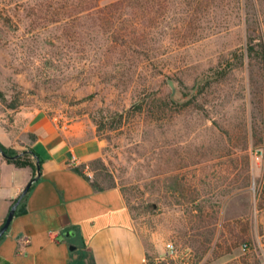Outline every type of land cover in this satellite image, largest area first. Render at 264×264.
<instances>
[{
	"label": "rangeland",
	"instance_id": "rangeland-1",
	"mask_svg": "<svg viewBox=\"0 0 264 264\" xmlns=\"http://www.w3.org/2000/svg\"><path fill=\"white\" fill-rule=\"evenodd\" d=\"M241 1L240 13L226 5L191 27L160 25L147 49L103 57L107 35L69 17L70 0H0L1 122L22 142L16 114L45 109L100 138L87 171L121 189L150 264H264V65L231 67L250 34L244 18L264 33V0ZM188 32L195 39L180 42ZM196 206L217 223L197 228ZM236 220L249 238L226 254Z\"/></svg>",
	"mask_w": 264,
	"mask_h": 264
},
{
	"label": "crops",
	"instance_id": "crops-1",
	"mask_svg": "<svg viewBox=\"0 0 264 264\" xmlns=\"http://www.w3.org/2000/svg\"><path fill=\"white\" fill-rule=\"evenodd\" d=\"M16 115L18 134L32 138L17 141L0 120V142L18 152L33 149L40 176L0 237V264H150L121 189L92 184L87 167L100 156L101 139L45 109ZM34 174L0 155V225Z\"/></svg>",
	"mask_w": 264,
	"mask_h": 264
},
{
	"label": "trees",
	"instance_id": "trees-1",
	"mask_svg": "<svg viewBox=\"0 0 264 264\" xmlns=\"http://www.w3.org/2000/svg\"><path fill=\"white\" fill-rule=\"evenodd\" d=\"M99 2L100 0H70L63 9L71 18H91L93 22L89 25L90 30L97 28L103 35H107L97 48L100 50L103 57H107L106 54L112 52L119 53L123 50H131L134 52L138 46L142 50H145V48L147 49V47H144L146 40L149 38L152 30L157 29L160 25H163L167 29L171 28L172 25L174 27L180 25L191 27L195 25V22L204 19L205 16L215 9H226V5H233L232 7L235 5V9L240 13L243 7L241 0H113L103 6H100ZM244 19L248 26H250V34L242 50L239 53L232 52V58L235 60V64L231 65V67L233 66L232 69L242 67L248 61H255L256 64L259 63L260 65H264V33L261 30L253 29L252 25L254 24L251 22V19ZM194 36L195 34L188 32L182 34L179 41L184 43L186 40L190 41L191 39H195ZM171 102L176 105L177 100L171 98ZM9 107L15 108L16 105L11 103ZM28 137L31 139L32 135ZM0 147L8 156L18 153L16 149L6 147L1 142ZM246 148L247 142L244 143L241 150ZM25 149L28 152L17 158L5 159L14 162L18 166L30 165L35 173V162L38 159L40 163L41 160L33 149ZM76 169L82 172L80 168ZM92 184L99 189L103 187L95 180L92 181ZM249 185L250 175L245 174V176H243V185L239 188L243 189ZM256 193L257 199H260L261 190H258ZM23 199L24 197L20 200L16 208L18 212L23 210ZM194 200L195 199H193V201ZM15 201L16 199L13 202ZM259 204L260 203H258V207L261 208L262 204ZM251 205V201L247 200L246 206L249 211ZM196 207L198 210L196 221L197 228L203 227L208 229L209 226H214L217 223V217L210 214L213 212H207L206 215H208L209 218L205 219L203 217L204 211L201 210V206ZM240 221L241 220H236L232 224L226 222V254H230L232 248L249 238L246 232L248 229L247 224H243V228H238ZM235 230H237V232ZM213 237L214 231L210 232L209 230L207 236H204V245L208 243L207 246H209ZM202 248L205 251L206 247L202 246Z\"/></svg>",
	"mask_w": 264,
	"mask_h": 264
},
{
	"label": "water",
	"instance_id": "water-1",
	"mask_svg": "<svg viewBox=\"0 0 264 264\" xmlns=\"http://www.w3.org/2000/svg\"><path fill=\"white\" fill-rule=\"evenodd\" d=\"M28 152L27 150H22L21 152H18L12 156H8L5 154V152L1 149L0 147V155L3 157V158H11V159H15L17 158L18 156L24 154ZM36 170H35V174L26 182V184L24 185V187L22 188L21 190V193L19 195V197L16 199L15 202L12 203V205L10 206L9 210H8V213L4 219V221L2 222V224L0 225V237L2 235L5 234V232L7 231L9 225H10V222L11 220L13 219L14 217V214H15V210H16V207H17V204L19 202V200L27 193L28 189L30 188V186L35 182L37 181V179L39 178L40 176V163H39V160L37 159L36 162Z\"/></svg>",
	"mask_w": 264,
	"mask_h": 264
},
{
	"label": "built area",
	"instance_id": "built-area-1",
	"mask_svg": "<svg viewBox=\"0 0 264 264\" xmlns=\"http://www.w3.org/2000/svg\"><path fill=\"white\" fill-rule=\"evenodd\" d=\"M247 247H248V246H247L246 243H244V244L242 245V249H243V250H246ZM260 247H261L262 249H264V242H261V243H260ZM175 253H176V252H175L173 246H172L171 244H167V254H168V255H171V254H175Z\"/></svg>",
	"mask_w": 264,
	"mask_h": 264
}]
</instances>
